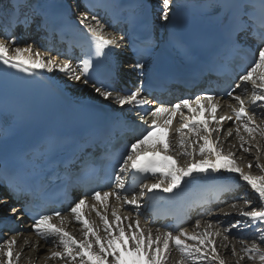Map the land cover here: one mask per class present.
<instances>
[{"label": "snow or ice", "instance_id": "1", "mask_svg": "<svg viewBox=\"0 0 264 264\" xmlns=\"http://www.w3.org/2000/svg\"><path fill=\"white\" fill-rule=\"evenodd\" d=\"M172 3L173 0H161V19L165 22L169 19ZM259 3L261 12L258 17L251 13V6H242L238 15L233 18L228 33V43L233 49L243 48L253 56L250 67L239 76L241 83L236 85L240 88L241 84H250L251 96L245 98L233 95L231 91L227 92L226 95L236 103H229L227 107L230 113L224 115H217L222 106L216 96L208 92L196 96L194 100L182 99L171 106L160 103L148 111L151 122L144 120L148 123V130L131 142L126 154L122 155L119 171L115 173L114 187L108 191H92L90 199L87 195L79 198L69 208L71 220L60 211L52 215H40L34 220L31 228L36 235L60 249L50 252L47 259H59L63 264H169L170 252L174 247L179 253L176 264H226L219 252L218 238L227 242L228 234L239 226L264 225V207H253L252 210L241 207L238 209L240 218L223 230L214 229L211 221L204 227L197 221V230L193 232L179 228L175 234L172 231L159 230L154 233L152 229L141 225L139 215L133 219L122 215L120 211L124 206H131L139 213L140 198L146 193H173L186 179L195 178V174L221 171L238 174L239 179L246 182L257 195L258 201L264 204V174L254 175L251 171H245L238 164L234 152L225 153L221 140L222 135L230 138L235 134L243 152L251 153L252 148H255L257 153L261 151L260 141L264 140V126L257 122L256 116L264 118V0H259ZM0 5H4L0 7V12H7L9 19L19 24L22 22L20 16H23L24 9L29 7L30 0H25L24 3L20 0H8L6 4L5 0H0ZM88 19V14L83 13L79 22L85 25L87 33L90 34L97 57L103 55L110 47L122 46L120 41H123L124 37L117 39L106 33L105 26L95 16L91 17L95 24L86 23ZM27 20L28 17L25 16L23 23ZM242 34L254 39L256 46L253 48L242 44L239 39ZM16 42L15 36L0 39V62L4 65L26 73L37 69L59 71L73 81H82L85 85L89 83L88 74L94 66L92 58L82 59L77 68L73 67L70 60L58 61L56 58L46 57L32 45L13 47ZM133 67L142 71L145 65L138 62ZM93 89L106 100L114 99L121 108L126 105L143 108L155 103L141 98L140 87L125 95H114L113 92L96 87L95 84ZM257 108L260 109L259 112L256 111ZM177 117L181 123L179 127H173ZM229 121L234 123L235 128H227L225 131V124ZM181 156L191 159L186 165H181ZM255 166L264 172V164L259 163V155L256 157ZM247 167L251 169L252 162H249ZM128 172L143 174L144 180L149 178V174L152 177L158 176L159 179L154 183H143L138 196L129 198L127 195H121L122 191L127 190L123 174ZM113 199L118 202L116 205L111 204ZM246 204L250 205V202L246 201ZM199 206L206 210L203 205ZM232 207L237 208V205L233 204ZM12 211L15 213L16 209ZM93 213L98 222L91 218ZM71 222L80 225L82 238L77 239L66 230V225ZM258 230L264 233V227ZM259 239L264 242V235H260ZM17 243L15 236L0 243V264H19L22 253L15 250ZM223 247L231 248L232 255H238L234 245L225 243ZM242 252L243 255L238 256L236 264H240L245 258L264 264V249H261L259 244H244Z\"/></svg>", "mask_w": 264, "mask_h": 264}, {"label": "bare ground", "instance_id": "2", "mask_svg": "<svg viewBox=\"0 0 264 264\" xmlns=\"http://www.w3.org/2000/svg\"><path fill=\"white\" fill-rule=\"evenodd\" d=\"M5 2H6V0H5ZM1 6L2 5H0V7ZM82 7H83V4H79V9H81ZM154 7H155V10L161 15L162 14L161 5L160 6H154ZM88 16L90 19L92 16H95L100 21V23L105 25V22L101 19L102 18L101 10L89 12ZM0 39H8V38L3 33H0ZM28 45H32V44L29 43ZM15 46L23 47L26 45H22L20 43V41H17L16 44L13 45V47H15ZM32 46L34 48H37L35 45H32ZM40 51L46 57L54 58L55 56H57L59 58L58 59L59 61H62L64 59L62 56V53H60L58 55L57 53H55L49 49H47V50L40 49ZM111 52H112V54H119V51L115 47H113ZM71 63L73 64V67H77V68L79 67V61L73 60V61H71ZM32 73L34 74L33 77H35L37 79H39V77H40L39 73H43L44 75H46V74L49 75L51 77L50 80H52V78H54L56 80L55 81L56 85L60 86L61 90L63 88L67 89L72 93L78 94V96H80V97H86L88 95H94L95 94L96 96H98L103 101L106 100L102 96H100L98 93H96L94 91V89L91 87V85H89V84L85 85L82 81H74V85L71 87L70 85H68V81L70 79L67 81L65 74L60 73L59 71L48 72L47 70L37 69V70H34ZM50 80L48 79V81H50ZM75 85H76V87L79 86L76 90L73 89V87L75 88ZM33 86H36V85L29 82L28 87L32 88ZM244 91L245 90L243 89V87H240L238 89V91L236 92V95L242 96ZM91 93H93V94H91ZM114 95H116V94H114ZM107 100L113 101L114 99H107ZM230 101H232L233 104L236 103L235 101H233V99L229 98L227 100V104H229L228 102H230ZM126 106H124V107H126ZM147 108H148V106L144 107V109H147ZM259 110H260L259 108L256 109L257 112H259ZM228 111L230 112V109H228ZM186 115H187V112H186ZM178 118L179 117H177V121L176 120L174 121L173 127H176V124L179 122ZM235 149H237L238 151L240 150V152H243L240 149L239 144H236L234 150ZM238 151H236V154ZM243 153H245V152H243ZM263 163H264V161L262 162V164ZM253 167H254V169L257 168L255 165H253ZM243 168L245 169L244 166H243ZM157 179H159L158 176L154 178V182H156ZM207 183L209 184V186H206ZM243 186L248 187V189L246 190L245 193L252 199V206H254V207L257 205L259 206L260 203L258 201L257 195L253 192V190L250 188V186H248L246 184V182L239 179L238 174L221 171L219 173L209 172L208 174H195V178L186 179L185 182L182 183V186L179 189L174 190L173 193H163L162 191H157L155 193H147L143 198H140L141 208H140L139 213H137L136 211L134 212V210L131 208V206H124L120 209V211H121L122 215H123V211H124V215H128V216L132 217L133 219H135L137 217V215H139L141 225L143 227H145L146 229L150 228L153 231V229L159 228L158 229L159 231H172L174 233L175 231L179 230V228L188 229V228H186V226L189 223V221L191 220V216L188 219V221L183 225H178L176 228L168 227L169 221H164V216H163V219H159V218L155 219L153 217V215L150 213V210L147 207V205L149 203L148 202L149 196H154L155 199L160 204H163V203L170 202V201H168L169 199H172L175 197H182L183 195H185L187 193H191V194H193V196L190 199L185 200L184 203H181L185 206L186 211L188 212V215H190V213H194L195 208L198 207L199 204L201 203L200 197H202L203 195H204V198L208 202H211L212 200H217L218 195H219V199L221 201V199H223L226 195H228L229 198L231 196L235 197L236 192L239 189H241V187H243ZM215 194H216V196L214 197ZM121 195L123 196L124 194L121 193ZM220 201L217 204H220ZM1 203H2V201L0 200V205H1ZM117 203L118 202L115 201L114 199L111 201L112 205H116ZM215 205H213V206H215ZM228 206H229V204H228ZM224 211L225 212L228 211V207L225 206V207H222L219 209V212H221V213H224ZM155 212H154V216H155ZM198 214L199 213H197V216H198ZM65 216H68L69 220H71L70 213L65 215ZM198 217H196V219ZM91 218L94 220H97V222H98V218L95 216L94 213L92 214ZM219 219H220V217L217 218V220H219ZM222 221H224V220H222ZM54 222H58V221H54ZM75 229H78L79 231L75 232ZM66 230L69 231L71 234H73L77 239L82 238L80 225L78 223H75V222L68 223L66 225ZM13 236H15L16 240L18 241L17 245L15 246V250L21 251V253H22L21 258L19 260V264H51V263L57 262L56 259L55 260L54 259H47L48 255L42 254L43 251L47 250V245L49 247H51L53 244L52 243L46 244L45 241H43L39 236L36 235V233L35 234L34 233H32V234L31 233H27V234L23 233L21 235H13ZM13 236H10L9 238H11ZM57 250H60V249L58 247L54 246L53 249H51L49 251L51 252V251H57ZM26 254H27V257H24V256H26ZM170 257H171V259H170L169 264H176V261L179 260V253L175 250L174 247L172 248V250L170 252Z\"/></svg>", "mask_w": 264, "mask_h": 264}, {"label": "rangeland", "instance_id": "3", "mask_svg": "<svg viewBox=\"0 0 264 264\" xmlns=\"http://www.w3.org/2000/svg\"><path fill=\"white\" fill-rule=\"evenodd\" d=\"M155 3H158V0H155ZM82 14H83V12L79 11L77 13V15H76V17H77V19L79 21L82 18ZM86 22H89V20L86 21ZM65 77L67 78L66 79L67 81L70 79L66 75H65ZM68 85H70L72 87L74 85V81L70 79L68 81ZM78 87H76V85H75V88L73 87V89L76 90ZM251 93H252V90H250L249 92H246L247 97H250ZM228 103H232L233 104L232 101H230ZM228 109H229L228 107H226V109H224V107H223L221 110L218 111L217 115H224L225 113H230L228 111ZM178 119H179V122H181L180 118H178ZM256 120H257L258 123H260L262 126H264V118H262L260 115H257L256 116ZM228 127L234 129L235 125H234L233 122L229 121V122H227L225 124V131L227 130ZM173 139H175V138H173ZM257 139H259V137H257ZM221 140L223 141L222 147H223L225 153H227L228 151L234 152L235 153V158H236L238 164H240L242 167L244 166L245 167V169H244L245 171H251V173L254 174V175L264 174V172H261V170L259 168H256V169H254V167L251 168V169L247 168V165H248L249 162H252L253 165L256 164L257 155H259V163L262 164V162L264 161V140L260 141V143H261V151L259 153H257L255 148H252L251 153H243V152H240V150L238 151L237 149L234 150L236 144H240L239 139L235 136V134L232 137H230V138L222 135L221 136ZM236 151H238L239 153L237 152V154H236ZM172 154L175 155V153H172ZM190 159L191 158H189V157L181 156L179 158V163L181 165H186L187 162L190 161ZM197 159H199V157H197ZM247 189H248V187H246V186L241 187V189L238 190L239 192L238 191L236 192L237 195H235L236 196L235 199L232 198L233 200H227V202L223 203L222 206H220L219 208H217L215 210L211 209L209 211H206L209 214H207L205 217H201L200 216V218H199L201 226L204 227V226H206V224L209 221H211V223L213 224V228L214 229L215 228H220L221 230H223L224 228H228L231 224H234L233 217H234V215H236L238 213V209L239 208L243 207L245 210H252V208L254 206H251L252 205V199L245 193ZM129 198H131V197H129ZM246 201L250 202V205H247ZM228 204H229V206H228ZM233 204H236L237 208H233L232 207ZM260 205H261V203L259 204V206L258 205L255 206V208L264 207V204H262V206H260ZM225 206L228 207V211H226V212L224 211V213H230L231 215H233L232 218H231L230 215L225 216V215H223V213L219 212V209L222 208V207H225ZM123 215H124V211H123ZM216 217L217 218L220 217L221 220L220 219L217 220ZM222 220H224V221H222ZM195 224H196V222H194V220H193V224L190 225V226H187V228H188L187 230L190 231V232L196 231L197 229L195 228ZM249 228L250 227H243V228H240V229L248 230ZM158 229L159 228L153 229V232L155 233ZM240 229L236 228L234 230L240 231ZM234 230L230 234H228V241L227 242H225L222 239L218 238V242H219V245H220L219 246V252H220V255L222 256V258L226 261V264H236L238 256L239 255H243L242 248H243L244 244H247V245L250 246L251 244L256 243V244H259L261 249H264V242H261L258 237H256V239L252 238V237H250V238H238L236 236V234L233 233ZM78 231H79L78 229H75V232H78ZM177 232H174V234L177 233ZM255 233L258 234V232H255ZM260 234L264 235V233H260ZM242 242H244V243H242ZM225 243H229L231 245H234L238 255L237 256L232 255L231 248L223 247V245ZM54 246H55L54 244L51 247H49L47 245V250L43 251L42 254L49 255V252H50L49 250L53 249ZM24 257H27V254ZM56 261L57 262H54V263H51V264H63V261H61L59 259H56ZM240 264H259V261L258 260L257 261H253V260H249V259L245 258V259L240 261Z\"/></svg>", "mask_w": 264, "mask_h": 264}]
</instances>
